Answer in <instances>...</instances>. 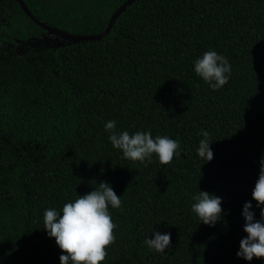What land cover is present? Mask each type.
Masks as SVG:
<instances>
[{
    "label": "trees",
    "instance_id": "trees-1",
    "mask_svg": "<svg viewBox=\"0 0 264 264\" xmlns=\"http://www.w3.org/2000/svg\"><path fill=\"white\" fill-rule=\"evenodd\" d=\"M40 22L76 35L104 32L126 0H22ZM216 51L231 64L213 90L194 71ZM150 131L178 140L162 165L131 161L105 131ZM210 133L209 162L198 156ZM264 158V0H138L107 36L72 43L49 35L17 0H0V264H60L65 253L43 228L48 208L94 190L109 205L115 243L102 264H264L238 258L243 205ZM206 162V163H205ZM147 164V166H145ZM222 198V220L200 223L192 197ZM171 247L148 248L154 232Z\"/></svg>",
    "mask_w": 264,
    "mask_h": 264
},
{
    "label": "clouds",
    "instance_id": "clouds-1",
    "mask_svg": "<svg viewBox=\"0 0 264 264\" xmlns=\"http://www.w3.org/2000/svg\"><path fill=\"white\" fill-rule=\"evenodd\" d=\"M194 71L213 90H218L228 83L231 64L216 51H207L195 61ZM115 129V120L106 122L105 131L111 133L109 140L113 148L121 150L125 159L150 163L155 154L160 164L167 165L174 156L179 155L178 140L168 136L153 138L150 131L129 134L128 131L117 132ZM201 134L204 138L199 141L198 156L209 162L214 156L210 149V133L202 131ZM260 165L258 180L252 191V199L257 202L258 208L264 205V158H261ZM96 185L94 190L79 195L74 202L65 203L61 212L48 208L43 213V228L65 253L59 257L60 264H102L108 255L106 249L115 243L114 230L117 225L112 220L109 205L123 211L121 199L106 181ZM192 199L195 203L191 209L199 217L200 223L211 227L222 220L221 197L200 190ZM251 209V201L245 202L242 216L245 220L243 230L247 236L241 239L236 253L238 258L247 261L254 257L264 258V208H261L260 220L255 219ZM144 243L149 249L163 253L171 247V234L155 231L154 238H146Z\"/></svg>",
    "mask_w": 264,
    "mask_h": 264
},
{
    "label": "water",
    "instance_id": "water-1",
    "mask_svg": "<svg viewBox=\"0 0 264 264\" xmlns=\"http://www.w3.org/2000/svg\"><path fill=\"white\" fill-rule=\"evenodd\" d=\"M138 0H126L111 16V19L109 21V24L106 28V30L100 34L96 35H76V34H70L68 32L62 31L60 29L48 26L39 20H37L31 11L28 9V7L25 5V3L22 0H17V2L20 4L21 8L25 12V14L38 26H40L42 29H44L49 35L57 36L60 39L76 43L80 41H99L107 36V34L112 29L115 22L118 20V18L124 13L128 6L134 4Z\"/></svg>",
    "mask_w": 264,
    "mask_h": 264
}]
</instances>
